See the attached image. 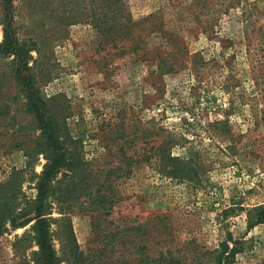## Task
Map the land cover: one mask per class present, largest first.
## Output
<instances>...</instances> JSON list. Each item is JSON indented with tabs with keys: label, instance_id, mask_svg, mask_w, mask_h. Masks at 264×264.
<instances>
[{
	"label": "rangeland",
	"instance_id": "1",
	"mask_svg": "<svg viewBox=\"0 0 264 264\" xmlns=\"http://www.w3.org/2000/svg\"><path fill=\"white\" fill-rule=\"evenodd\" d=\"M13 15L85 162L58 173L49 198L61 264H209L223 241L231 264H264V223L248 228L264 206V0H14ZM18 93L0 96V264H38L46 158ZM164 140L188 175L165 172ZM122 158L110 214V162Z\"/></svg>",
	"mask_w": 264,
	"mask_h": 264
},
{
	"label": "trees",
	"instance_id": "2",
	"mask_svg": "<svg viewBox=\"0 0 264 264\" xmlns=\"http://www.w3.org/2000/svg\"><path fill=\"white\" fill-rule=\"evenodd\" d=\"M13 1L0 0V23L4 31V38L0 42V60L7 59L6 68L0 70V96L10 94L11 89L18 90L25 111L33 115L34 122L40 129V134L35 138L34 150L45 155L46 163L38 175L37 194L32 207L34 216L31 220H35L32 228L39 246L36 260L38 264H61L51 238L50 216H48L51 213L49 198L52 195L51 191L54 190V180L57 174L62 170L77 174L85 162L80 157L77 141L67 131L66 122L61 120L62 118L49 106L37 85L36 66L34 62L30 65L31 49L26 42L18 38L15 31ZM104 16L107 15L104 14ZM106 39L110 41V36L107 35ZM144 55L147 59L159 60L157 64L160 68H164L162 63L166 57L159 50H156V53L145 50ZM5 80L9 84H5ZM9 105L10 103L6 104L7 107ZM169 149L168 142L164 140L158 151L163 160L165 172L170 176L188 175L193 169L189 167L186 158L183 159L182 165L176 164L179 158L174 156ZM118 150L124 154L126 152L120 143H118ZM127 160V158H122L117 162H110V214L121 199L118 185L119 180L129 172L131 162ZM260 223H264V206L261 207L256 219H249L248 228L252 229ZM234 247L230 248L228 241H223L215 251H210L212 264H231ZM172 262L173 264L186 263H182L180 258Z\"/></svg>",
	"mask_w": 264,
	"mask_h": 264
}]
</instances>
